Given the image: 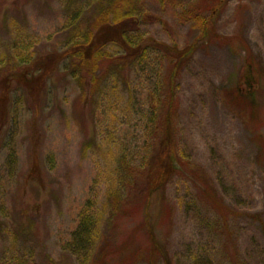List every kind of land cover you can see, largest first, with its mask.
I'll return each mask as SVG.
<instances>
[{
    "label": "rangeland",
    "instance_id": "374dc122",
    "mask_svg": "<svg viewBox=\"0 0 264 264\" xmlns=\"http://www.w3.org/2000/svg\"><path fill=\"white\" fill-rule=\"evenodd\" d=\"M97 1L0 0V55L8 64L13 46L21 45L35 59L53 57L67 48L77 24L95 23ZM173 2L164 10L156 0H140V10L162 18L141 22L140 30L184 46L200 33L179 18L182 5L193 0ZM215 20L218 34L233 39L203 42L183 67L175 146L179 159L197 167L206 184L239 210L229 222L244 259L264 264V93L251 126L226 104L227 94L245 86L249 66L264 92V0H229ZM75 69L74 58L51 64L48 79L18 84L2 101L0 264L75 262L65 242L88 200L110 241L139 223L137 200L129 203L130 214L114 216L109 195L119 190L123 164L137 166L151 148L150 94L169 63L152 55L124 76L107 74L91 94ZM182 172L167 185L165 199L149 206L167 253L159 264H228L223 220ZM134 235L147 242L146 234Z\"/></svg>",
    "mask_w": 264,
    "mask_h": 264
},
{
    "label": "trees",
    "instance_id": "16d2710c",
    "mask_svg": "<svg viewBox=\"0 0 264 264\" xmlns=\"http://www.w3.org/2000/svg\"><path fill=\"white\" fill-rule=\"evenodd\" d=\"M156 1L164 10L174 6L173 0ZM227 1L229 0H193L190 4L182 5L180 20L193 22L200 30L199 35L184 46L175 42H161L141 32V22H157L162 18L158 14L140 10V0H98L95 23L77 24L67 48L53 57L48 55L35 59L21 45L13 46L9 65L6 64V56L0 55V107L2 101L20 87L18 84L27 87L35 81L34 77L48 79L49 66L68 57L74 58V66L80 69L79 81L86 83L85 92L88 94L95 91L107 74L116 72L124 76V72L128 73L133 66L147 62L152 55H157L169 63L167 73L158 80L150 94V120L155 133L151 138V148L137 166L123 164L119 190L109 195L114 216L125 212L130 214L134 206H129V203L137 200L135 207L141 216L139 223L129 235L110 241L107 234L99 231V214L95 204L88 200L79 212L76 227L65 242V248L74 255L75 262L72 264H134L140 260L159 264L160 256L166 259L167 253L156 238L149 206L153 201L158 203L165 199L167 185L179 169L197 189L199 197L222 218L228 234V264H248L230 229L229 221L239 216V210L226 203L214 187L206 184L197 167L183 163L175 146L178 111L176 85L180 73L203 42L212 43L222 39L229 42L233 39L221 36L216 30V14ZM248 63L252 64L251 59ZM41 64L45 66L43 69L40 68ZM245 79L244 87L239 85L234 92L227 94L226 104L247 126H251L258 120V113H261L258 96L264 92L260 90L262 83L257 81L258 75L250 66ZM4 124V121L0 122V133ZM135 231L137 235L146 234L147 242L139 243L135 239ZM50 262L65 264L61 260L51 259ZM167 264L171 262L167 260Z\"/></svg>",
    "mask_w": 264,
    "mask_h": 264
}]
</instances>
